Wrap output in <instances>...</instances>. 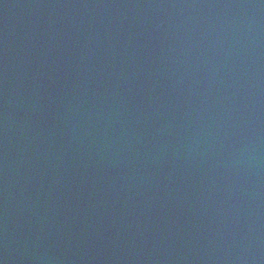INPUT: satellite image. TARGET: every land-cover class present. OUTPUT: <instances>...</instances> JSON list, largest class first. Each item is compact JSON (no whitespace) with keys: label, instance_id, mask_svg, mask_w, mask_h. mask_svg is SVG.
<instances>
[{"label":"water","instance_id":"95a60500","mask_svg":"<svg viewBox=\"0 0 264 264\" xmlns=\"http://www.w3.org/2000/svg\"><path fill=\"white\" fill-rule=\"evenodd\" d=\"M0 264H264V0H0Z\"/></svg>","mask_w":264,"mask_h":264}]
</instances>
